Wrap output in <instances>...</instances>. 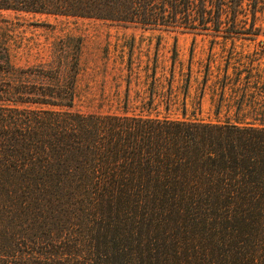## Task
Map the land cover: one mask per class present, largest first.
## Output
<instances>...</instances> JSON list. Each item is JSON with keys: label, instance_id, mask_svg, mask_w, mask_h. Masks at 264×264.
I'll return each mask as SVG.
<instances>
[{"label": "trees", "instance_id": "obj_1", "mask_svg": "<svg viewBox=\"0 0 264 264\" xmlns=\"http://www.w3.org/2000/svg\"><path fill=\"white\" fill-rule=\"evenodd\" d=\"M264 51V0H0ZM160 36V35H159ZM0 93V264H264V110L258 117L81 113L67 79ZM250 76L246 75V78ZM50 78V82H48ZM264 104V99H263Z\"/></svg>", "mask_w": 264, "mask_h": 264}, {"label": "rangeland", "instance_id": "obj_2", "mask_svg": "<svg viewBox=\"0 0 264 264\" xmlns=\"http://www.w3.org/2000/svg\"><path fill=\"white\" fill-rule=\"evenodd\" d=\"M160 35V36H159ZM187 31L142 29L100 19L0 9V93L5 83L67 79L77 63L81 113H135L224 121L264 110V51L258 63H226L230 41ZM264 36L233 48L260 52ZM246 75L250 76L246 78ZM48 78V82H50ZM1 103V102H0Z\"/></svg>", "mask_w": 264, "mask_h": 264}]
</instances>
